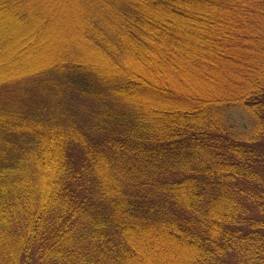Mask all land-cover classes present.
<instances>
[{"label": "trees", "instance_id": "obj_1", "mask_svg": "<svg viewBox=\"0 0 264 264\" xmlns=\"http://www.w3.org/2000/svg\"><path fill=\"white\" fill-rule=\"evenodd\" d=\"M0 62V264H264V0H0Z\"/></svg>", "mask_w": 264, "mask_h": 264}, {"label": "rangeland", "instance_id": "obj_2", "mask_svg": "<svg viewBox=\"0 0 264 264\" xmlns=\"http://www.w3.org/2000/svg\"><path fill=\"white\" fill-rule=\"evenodd\" d=\"M65 12L66 13H64L63 16H61L62 24H63L62 28L55 27L54 30L51 31L52 33L49 36V38L47 37L48 40L45 42L46 43L45 46H47V47H43L36 54L34 52H32V54L28 55V62L27 63H25V61H23L21 59V62L23 61L22 63L24 65H26L28 63H34V61H36L40 58H44V57L48 58L49 56H51V54L52 55L54 54L53 56H55V58H56V57L60 56V54H61V52H63V50L67 49L70 46V44H72V41H73L72 36H71L72 35V28L70 27V29H67L68 26L72 25L70 23V18H72L71 7H69L68 11H65ZM19 32L22 33L21 31L18 30L16 32V34H18ZM187 33H190V32L187 30ZM181 36H183L182 33H181ZM25 44H28V43L22 41V43L21 42L19 43L18 47L20 45L23 46ZM189 45L193 47V44L191 41L187 44V46H189ZM8 56H9L8 58H6L4 61H2V62H6V63L9 62L10 63L6 67H11L12 65H14L18 62V59H16L17 62L12 63V61H14V60H12L13 55L10 54ZM25 59L27 60V58H25ZM2 62H0V63H2ZM228 69L232 72L235 70L233 67H229ZM186 70H187V72H191L192 74H195L193 72L192 68H188ZM241 70L245 71V69H241ZM3 71H5V70H0V72H3ZM196 76H198L197 80L200 83H202V81H201L202 76L201 77H200V75H196ZM144 78L146 79L145 76H144ZM208 78L210 79L209 75H208ZM182 79L187 80V82H182L180 80H177V81H178V83H181L182 88H185V93L194 95L196 93V90H197L196 87L194 86V83H190L191 82L190 79H188L187 77H185L183 75H182ZM211 79L214 80L216 83H218V85H223L227 88L229 87L228 84L230 82L237 81L231 77L230 78L225 77V78L220 79L218 77L212 76ZM202 84H203L202 90L204 93L207 91L209 94L210 93L213 94L211 88L207 87V85L205 83H202ZM160 85L161 84L151 83L148 86V88H146V89L149 91L156 90ZM190 88H191V91H187ZM150 93H152V92H150ZM199 97H201V95H199ZM226 113L228 114L230 123L232 125H234L236 127V129L245 132V134H247V136H249V137L253 134V132L255 131V119H254L253 115L246 108L239 106V105L231 106V107H228L226 109Z\"/></svg>", "mask_w": 264, "mask_h": 264}]
</instances>
